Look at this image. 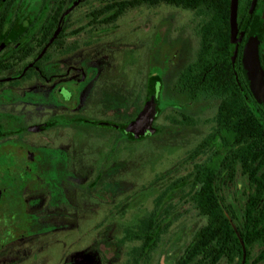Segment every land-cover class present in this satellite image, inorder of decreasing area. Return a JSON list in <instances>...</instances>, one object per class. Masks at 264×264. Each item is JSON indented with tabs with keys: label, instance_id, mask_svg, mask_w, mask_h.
Here are the masks:
<instances>
[{
	"label": "rangeland",
	"instance_id": "374dc122",
	"mask_svg": "<svg viewBox=\"0 0 264 264\" xmlns=\"http://www.w3.org/2000/svg\"><path fill=\"white\" fill-rule=\"evenodd\" d=\"M100 1L88 0L84 7H79L72 16L70 31L84 27L87 13ZM139 9L138 12L131 11L109 29L95 32L88 28L84 38L73 36V39L83 41L85 47L68 60L94 65L102 72L101 84L91 94L89 82L84 79L87 66L83 65L80 71L72 70L81 76L77 80L80 89L77 84L68 83L77 98L68 105L70 109L61 113H71L74 120H70L69 128L61 129L60 141L52 150L69 156V161L84 172L55 178L56 191L63 189V194H57L63 199L62 204L51 210H44L45 204L38 210H20L21 222L29 224L36 220L42 225L41 230L25 233L20 242H15L21 251H25L20 264H66L82 249L98 251L103 248L108 257H113V246L102 247L105 241L100 236L121 237L125 229L155 209V201L162 195L166 198L159 210L168 213L166 223L169 227L161 235L153 264H174L195 232L206 224L189 200L187 177L193 164L204 158L190 161L189 156L212 130L216 111L212 100L188 106L186 99L176 100L171 91L164 94L168 90L164 88L159 109L177 105L191 117L193 125L188 128L179 125L183 118L175 110L168 109L157 121L160 128L164 127L160 134L141 141L120 139L115 131L82 122L84 119H104L108 111L135 107L140 102L138 85L144 81V76L158 74L163 77L164 71L172 67L169 79L175 80L197 51L199 19L193 13L170 10V25L166 26L162 6ZM29 104L26 103L22 116L26 125L40 124L51 118L63 120L44 104L34 108L32 102ZM129 118L122 115L121 119L116 116L105 119L127 121ZM32 139L26 135L24 143L29 144ZM117 139L120 140L115 145ZM64 141L67 144L63 146ZM110 153L115 157H110ZM31 176L36 177V174ZM82 176L90 178V185L96 181V176L100 177L94 187L87 188V183L78 179ZM81 235L85 236L84 244L76 239ZM110 241L112 244L113 240ZM131 249L130 244H122L121 263L127 258L126 251Z\"/></svg>",
	"mask_w": 264,
	"mask_h": 264
},
{
	"label": "flooded vegetation",
	"instance_id": "af4514ba",
	"mask_svg": "<svg viewBox=\"0 0 264 264\" xmlns=\"http://www.w3.org/2000/svg\"><path fill=\"white\" fill-rule=\"evenodd\" d=\"M41 1H44V4L41 5ZM86 2L88 0H81V5L73 11L71 10V14H74L79 7H84ZM56 5L57 0H0V264H20V261L25 258V251H21L20 246L16 245L15 242H20L25 233L42 229V225L36 220L29 224L21 222L20 210H38L40 206L43 208L44 204V210H51L54 206L62 204L63 199L57 194H61V192L63 194V189L59 188L56 191L55 178L61 179L67 176L68 173H76L77 175L84 172L83 168H77L72 160L70 161L73 163L69 161V156L65 157L61 152L59 155L52 148L55 149L57 142L60 141L61 129L69 128L72 122L70 120H74L71 113H61L70 109L68 105H71L77 98L73 89L67 86L68 83L77 84L80 89L77 80L81 76L73 73L72 70L79 69L80 71L83 65L87 66L88 69L84 79L89 82L88 92L91 94L101 84L102 72L94 65L85 64V61L70 62L71 60H68L73 55L78 54L80 49L83 50L85 46L83 41L73 39L74 35L68 37L69 32L74 31H70L71 28L69 30L67 28L63 32L64 19H60L56 33L60 27L57 37L63 33L61 40L65 39L66 42L55 43V39L52 43L42 45V32L44 33V30L41 22L46 21L51 13L56 15ZM161 6L165 10L166 26L170 25V10L193 13L200 21V15H197L198 13L195 11H187L169 4ZM138 10L140 9L136 8L132 12H138ZM230 15L231 0L229 5V38L230 43L235 47V52H237L235 61L232 58V64L235 68L234 74L238 88L236 96L239 99L241 98L240 103L243 110V136L240 141L229 140L228 148L223 149L222 142L216 144L210 154L214 171L213 184L215 192H218L217 199L219 200L215 207L228 210L242 209L246 207L248 202L250 178L247 152L249 150L250 128L261 130L264 137V0H238L237 38L240 40L238 46L231 41ZM71 24L72 21H69V26ZM88 30V27H85L83 32L75 36L79 35L84 38L85 32ZM253 37H256L258 41V94L253 91L243 66L246 45ZM192 57L187 64L191 62ZM185 66L181 71L184 70ZM164 72L163 77L158 74H147V76H144L143 82H139L137 79L141 94L139 95L140 102L135 107H130L126 111H123V109L108 111L105 114V118L116 116L121 119L122 115H125L130 117L129 120L113 121L104 118L93 121L84 119L82 122L91 123L99 129L115 131L120 139L124 137L128 141H132L126 130L122 131V124L126 123L128 125L138 117L137 115L140 114L146 104L151 89L150 84L157 78L160 81L156 85L159 109V102L164 88L165 90L168 89L164 94H168L172 90L174 82L173 79H169V76L173 73V68L169 67ZM28 100L34 104L32 107L44 104L63 120L51 118L40 124L26 125L22 116L25 115L26 103L29 104ZM210 100L216 104L215 118L219 102L215 99ZM200 102L188 101L186 104L193 106L200 104ZM168 109L173 110L172 107H167L165 110L159 109L157 113L153 124L157 129L155 133L157 135L164 128H160L157 121ZM251 114L252 119L250 118ZM61 121L63 122L60 123ZM50 132L52 133L50 134ZM26 135L33 137L29 144L24 143ZM147 136L151 135L148 134ZM120 139L115 140V145ZM65 144H67V141L66 143L65 141L62 142L63 146ZM242 146L244 147L243 155L240 156L239 151ZM109 155L115 157L113 153ZM205 159L202 158L201 161L196 163H203ZM32 173L36 174V177H32ZM28 174L32 179H29ZM99 177L96 176V179H94L96 181L91 185L89 184V177L82 176L78 179H81L84 183L86 182L87 188H90L95 186ZM74 228L81 229L80 227ZM75 232L73 230L74 236ZM100 238L105 241L102 247H106V245L113 246L115 256L108 257L106 250L103 248L98 251L82 249L66 264H153V255L161 242L160 240L153 251H140L137 248L142 247V244L140 245L135 240H128L126 234L121 237L120 235H113L110 238L101 235ZM76 239L84 244L85 236L81 235ZM111 239L113 240L112 244ZM11 243L13 244L10 245ZM122 244H130L132 249L126 251L127 258L121 263ZM9 248L12 249L8 250ZM183 254L184 250L176 258L174 264Z\"/></svg>",
	"mask_w": 264,
	"mask_h": 264
},
{
	"label": "trees",
	"instance_id": "16d2710c",
	"mask_svg": "<svg viewBox=\"0 0 264 264\" xmlns=\"http://www.w3.org/2000/svg\"><path fill=\"white\" fill-rule=\"evenodd\" d=\"M76 2L77 0H57L56 15L51 13L46 21L41 22L44 30L42 45L53 40L61 17ZM80 2L72 11L81 5ZM42 4L44 1H41ZM163 4L195 11L200 15L196 30L199 47L191 62L175 76L171 94L176 100L186 99L187 103L210 99L219 102L211 132L189 156L190 161H195L198 157L206 158L203 163H194L192 172L187 177L189 200L198 214L206 220V224L195 232L176 264H261L264 262V137L261 130H249L247 153L250 185L246 207L232 210L215 207L219 200L213 184L214 171L210 154L216 144L222 142L224 149L229 147V140L240 141L244 128L241 98L236 96L238 88L232 64L235 47L229 38L230 0H102L90 9L84 27L69 32L68 37L83 32L85 27L95 32L109 29L136 8H156ZM72 11L63 17V32L71 28L69 21L72 20ZM62 35L55 38L54 42H66L65 39L61 40ZM238 73L240 74L239 70ZM157 82H160L158 78L150 87H156ZM171 107L183 118L179 125L184 124L186 128L193 125L191 117L177 108V105ZM250 118H253L252 114ZM128 125L122 124L123 132ZM156 136L158 135L152 137ZM148 137L150 136L146 138ZM243 149V146L240 147V156L243 155ZM165 198V195L157 198L152 212L124 230L128 240L142 244L137 250H155L161 235L166 233L169 227L166 219L169 216L159 210Z\"/></svg>",
	"mask_w": 264,
	"mask_h": 264
},
{
	"label": "water",
	"instance_id": "95a60500",
	"mask_svg": "<svg viewBox=\"0 0 264 264\" xmlns=\"http://www.w3.org/2000/svg\"><path fill=\"white\" fill-rule=\"evenodd\" d=\"M80 2L77 0L75 6ZM255 3V2H254ZM74 6V7H75ZM73 7V8H74ZM71 8L62 16L61 20L65 15L70 13L73 9ZM237 9H238V0H231V15H230V24H231V41L236 46L239 45L240 40L237 38ZM60 32V28L57 30V33L54 39ZM237 56V52L233 57V61H235ZM243 66L245 70V74L247 75L250 84L252 85L253 91L255 94H258L259 91V57H258V41L256 37L251 38L245 48L244 57H243ZM157 88H151L147 97L146 104L139 116L133 120L126 128V133L135 140H142L148 134L153 135L156 133L157 129L153 126L154 121L156 119L158 109V98H157Z\"/></svg>",
	"mask_w": 264,
	"mask_h": 264
}]
</instances>
